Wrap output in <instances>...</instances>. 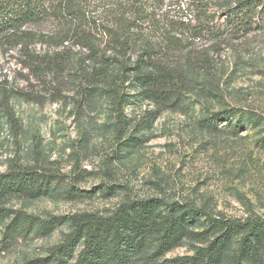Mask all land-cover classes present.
Segmentation results:
<instances>
[{
    "label": "rangeland",
    "instance_id": "obj_1",
    "mask_svg": "<svg viewBox=\"0 0 264 264\" xmlns=\"http://www.w3.org/2000/svg\"><path fill=\"white\" fill-rule=\"evenodd\" d=\"M204 1L218 27L221 11L235 0ZM45 27L49 24L30 26L35 31ZM201 42L195 43L197 49L210 47L212 74L193 77L178 109L158 111L143 95L131 97L124 105L129 141L119 154L107 100L76 107L71 73H63L66 88L60 93L61 84L51 77L26 81L19 46H0V171L16 164L62 177L46 194L10 197L6 206L42 220L82 212L104 216L128 198L158 197L228 217L264 219V29L227 40L217 52L212 41ZM43 47L31 45L36 51ZM229 108L236 109L230 120H208ZM9 221L0 222V264L45 260L49 248L70 231L69 223L51 231L35 223L9 236ZM200 244L184 239L165 258L190 255ZM237 244L232 241L219 264H231Z\"/></svg>",
    "mask_w": 264,
    "mask_h": 264
},
{
    "label": "trees",
    "instance_id": "obj_2",
    "mask_svg": "<svg viewBox=\"0 0 264 264\" xmlns=\"http://www.w3.org/2000/svg\"><path fill=\"white\" fill-rule=\"evenodd\" d=\"M208 7L204 0H0V46H19L26 81L51 77L61 84L60 93L66 88L60 81L63 73H71L76 107L107 100L118 153L129 141L124 105L131 97L143 95L158 111L178 109L193 77L213 71L210 47L197 49V41H212L217 52L227 40L264 29V0L228 2L218 27ZM40 24L49 27L30 28ZM33 44L44 47L36 51ZM235 110L213 113L208 120H230ZM6 114L17 122L9 108ZM61 178L16 164L0 171V222L10 219L6 235L25 224L36 223L42 231L70 225L45 260L21 264H219L236 239L231 264H264V219L259 217H228L158 197L128 198L104 216L82 212L42 220L5 204L10 197H40ZM184 239L201 244L190 255L165 258Z\"/></svg>",
    "mask_w": 264,
    "mask_h": 264
}]
</instances>
